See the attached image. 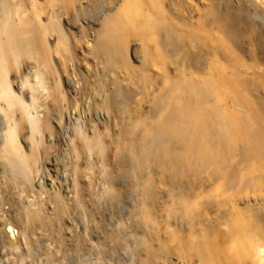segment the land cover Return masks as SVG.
Instances as JSON below:
<instances>
[{"label": "bare ground", "instance_id": "obj_1", "mask_svg": "<svg viewBox=\"0 0 264 264\" xmlns=\"http://www.w3.org/2000/svg\"><path fill=\"white\" fill-rule=\"evenodd\" d=\"M259 14L0 0V262L264 264Z\"/></svg>", "mask_w": 264, "mask_h": 264}, {"label": "rangeland", "instance_id": "obj_2", "mask_svg": "<svg viewBox=\"0 0 264 264\" xmlns=\"http://www.w3.org/2000/svg\"><path fill=\"white\" fill-rule=\"evenodd\" d=\"M261 21H262V23H264V17L261 15V14H259L258 16H257ZM245 37V36H244ZM243 37V38H244ZM246 40H248V38H246ZM256 82V86H253V87H249L248 88V93H249V97H250V99H251V103H254V104H256V106H257V108H255V111L259 114V78L257 79V81H255ZM255 165L257 166V170H256V172H258L259 173V161H256L255 162ZM255 207H258V206H255ZM259 208V207H258ZM257 209V208H256ZM263 211H264V207H263ZM7 230H8V232L10 233V237L12 238V239H14L15 241H17V240H19V238H20V236H19V234H18V232H17V230L16 229H13V228H7ZM88 255H86V259H85V256L84 257H82L81 259H83L82 260V263H80V264H104L103 262H101L100 263V261L95 257V256H93V255H89L88 257H87ZM94 257V258H93ZM89 258H90V261H91V263H89L90 261H89ZM96 258V261L97 262H95V260H93V259H95ZM5 259V258H4ZM3 259V260H4ZM55 259V258H54ZM92 259V260H91ZM124 261H125V259L126 258H122ZM1 261L0 263L2 264H8V262H7V260L5 259L4 261ZM89 262H88V261ZM120 260L121 259H119L118 261L120 262ZM123 260H121V262H120V264H129V261L126 259V261L124 262ZM56 261V260H55ZM58 261V260H57ZM85 261V262H84ZM118 261H117V263H118ZM128 261V262H127ZM123 262V263H122ZM23 264L25 263V264H29V263H32V262H30V261H25V262H22ZM21 263V261H19V262H17V264H22ZM106 263V262H105ZM113 262L112 261H110V263H108V261H107V263L106 264H112ZM117 263H115V264H117ZM114 264V263H113ZM119 264V263H118Z\"/></svg>", "mask_w": 264, "mask_h": 264}]
</instances>
